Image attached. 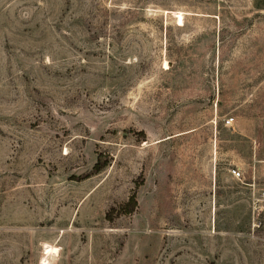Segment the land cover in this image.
<instances>
[{
    "label": "rangeland",
    "instance_id": "1",
    "mask_svg": "<svg viewBox=\"0 0 264 264\" xmlns=\"http://www.w3.org/2000/svg\"><path fill=\"white\" fill-rule=\"evenodd\" d=\"M263 168L264 0H0V264H264Z\"/></svg>",
    "mask_w": 264,
    "mask_h": 264
},
{
    "label": "trees",
    "instance_id": "2",
    "mask_svg": "<svg viewBox=\"0 0 264 264\" xmlns=\"http://www.w3.org/2000/svg\"><path fill=\"white\" fill-rule=\"evenodd\" d=\"M97 163H98V161H96V164H95L96 165V169L98 171L99 169H101L103 167V164L99 165ZM136 205H137L136 193H135V191H133L129 195L128 199L125 202H123L122 204L119 205V207L117 208V212L118 213H129L136 207ZM112 210H114V208H112ZM110 214L111 213L109 212L107 215L110 216Z\"/></svg>",
    "mask_w": 264,
    "mask_h": 264
},
{
    "label": "built area",
    "instance_id": "3",
    "mask_svg": "<svg viewBox=\"0 0 264 264\" xmlns=\"http://www.w3.org/2000/svg\"><path fill=\"white\" fill-rule=\"evenodd\" d=\"M232 120H233L232 117L226 118L227 123H231ZM228 170L232 174V176L237 179H241L244 176L243 169L240 165L232 164L231 166L228 167ZM262 171L264 173V168L262 169Z\"/></svg>",
    "mask_w": 264,
    "mask_h": 264
}]
</instances>
